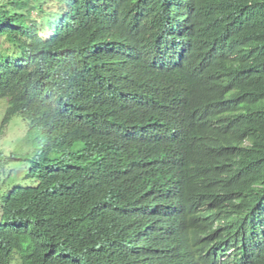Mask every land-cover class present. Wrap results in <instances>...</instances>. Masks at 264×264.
<instances>
[{
    "label": "trees",
    "instance_id": "trees-1",
    "mask_svg": "<svg viewBox=\"0 0 264 264\" xmlns=\"http://www.w3.org/2000/svg\"><path fill=\"white\" fill-rule=\"evenodd\" d=\"M0 103V264H264V0H0Z\"/></svg>",
    "mask_w": 264,
    "mask_h": 264
},
{
    "label": "rangeland",
    "instance_id": "rangeland-1",
    "mask_svg": "<svg viewBox=\"0 0 264 264\" xmlns=\"http://www.w3.org/2000/svg\"><path fill=\"white\" fill-rule=\"evenodd\" d=\"M3 104L0 103V152L3 155H9L11 153L16 155L30 154L38 146L37 136L31 137L27 135L26 124L17 116L13 117L7 124L2 126L1 120L3 118L4 109ZM27 164L13 161L8 165L4 166L2 169L4 173H10V179L8 181L15 184H28V178L22 175H17L21 173L22 168L26 167ZM15 175V176H14ZM4 180V175H0V182Z\"/></svg>",
    "mask_w": 264,
    "mask_h": 264
}]
</instances>
